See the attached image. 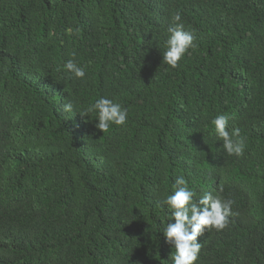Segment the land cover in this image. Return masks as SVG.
<instances>
[{"label":"trees","instance_id":"1","mask_svg":"<svg viewBox=\"0 0 264 264\" xmlns=\"http://www.w3.org/2000/svg\"><path fill=\"white\" fill-rule=\"evenodd\" d=\"M176 12L195 39L173 68ZM100 98L123 125L81 115ZM179 176L234 201L195 264H264V0H0V264H174Z\"/></svg>","mask_w":264,"mask_h":264},{"label":"clouds","instance_id":"2","mask_svg":"<svg viewBox=\"0 0 264 264\" xmlns=\"http://www.w3.org/2000/svg\"><path fill=\"white\" fill-rule=\"evenodd\" d=\"M175 27L168 29L171 33L167 40L168 48L163 53V62L175 68L182 56L193 46L194 35L184 30L181 15L176 12L173 17ZM74 55V54H73ZM69 72L77 78L85 76V70L74 60L69 59L65 66ZM66 112H71L73 104L71 101L62 106ZM98 111V124L96 127L104 132L109 130L110 124L123 125L127 120V109L122 108L111 99L100 98L93 105H90L82 116L87 113ZM218 137L223 141V148L228 155L242 156L244 153L245 140L241 136L238 127L229 130V117L218 114L212 120ZM174 194L168 195L163 204L171 210L174 222H169L164 229V235L169 244L174 245V253L171 259L174 264H195L201 250L204 235L211 229L221 231L228 227L229 217L233 215L232 205L234 201L225 200L219 194L211 192L204 193L198 200H194V192L187 187V181L183 176L175 180ZM223 187H220V192Z\"/></svg>","mask_w":264,"mask_h":264}]
</instances>
